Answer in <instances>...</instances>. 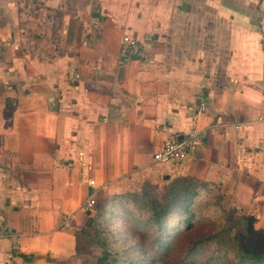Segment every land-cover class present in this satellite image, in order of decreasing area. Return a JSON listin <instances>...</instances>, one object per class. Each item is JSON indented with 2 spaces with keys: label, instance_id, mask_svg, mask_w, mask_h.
<instances>
[{
  "label": "crops",
  "instance_id": "crops-1",
  "mask_svg": "<svg viewBox=\"0 0 264 264\" xmlns=\"http://www.w3.org/2000/svg\"><path fill=\"white\" fill-rule=\"evenodd\" d=\"M180 177L264 231V0H0V264H81L92 193Z\"/></svg>",
  "mask_w": 264,
  "mask_h": 264
},
{
  "label": "trees",
  "instance_id": "trees-1",
  "mask_svg": "<svg viewBox=\"0 0 264 264\" xmlns=\"http://www.w3.org/2000/svg\"><path fill=\"white\" fill-rule=\"evenodd\" d=\"M205 189V184L198 182L196 179L189 177H180L171 181H166L162 186L152 184L150 181H144L139 191L128 192L113 199L117 203L125 204L122 209L128 210L131 204L138 206L140 212L145 214L144 226H149L155 230V242L159 244V251L166 256L170 253L171 248H162L161 235L163 231L171 226L170 217H180L178 224H183L188 230L193 228L195 222V214L193 207L201 200L199 194ZM218 202V200H217ZM97 206V205H96ZM110 204L108 202H99V208L95 207V212L87 222L86 226L77 232L76 253L81 260V264H137L143 261H133L130 259H119L118 253H111L106 246L105 240L100 236H93V231L99 226V219L109 211ZM219 211L225 218L224 230L209 235L204 239H200L195 246L183 249L179 253L178 264H197L195 257L197 254H203L204 248L202 243L214 242L218 247L215 248L217 255L208 258V262L220 260H230L232 264H264V231L254 227L255 219L252 216H246L237 213L235 210L224 209L218 202ZM98 211V212H97ZM97 213V216L95 214ZM233 231L232 236L228 239L221 237ZM94 242L103 248H97L98 254L87 258H83L86 253L88 243ZM232 244L231 250H220ZM164 251V253H163ZM234 259V260H233Z\"/></svg>",
  "mask_w": 264,
  "mask_h": 264
},
{
  "label": "rangeland",
  "instance_id": "rangeland-1",
  "mask_svg": "<svg viewBox=\"0 0 264 264\" xmlns=\"http://www.w3.org/2000/svg\"><path fill=\"white\" fill-rule=\"evenodd\" d=\"M162 180L159 181L157 186H162ZM142 184L131 189L128 192L139 191ZM113 196H107L104 199L110 204L109 211L99 219V226L93 231V236H100L102 240H105L107 248L111 253H118L119 259H130L133 261H143L137 264H178L179 253L183 249L187 251L188 248H192L200 240L204 239L209 235L215 234L218 231L224 230L225 218L219 211V206L216 197H207L201 200L196 206L193 207L195 214V222L193 228L188 230L185 225L178 224L180 217H176L170 220L171 226L163 231L161 235L162 248H171L170 253L166 256L159 251V244L155 242V230L149 226H144L145 214L139 211L138 206L131 204L128 210L122 209L126 205L117 203L114 201ZM103 200V201H104ZM99 208V201L97 206ZM95 209L93 211V214ZM98 212V211H97ZM97 216V213L94 217ZM233 231L224 234L221 238L228 239L232 236ZM218 247L214 242L202 243L204 248L203 254H197L195 257L197 264H232L228 259L221 258L219 261H209L208 258L213 257L215 248ZM97 248H103L102 246L96 245V243H88L86 247V253L83 258H89L98 254ZM233 248L232 244L220 248V250ZM231 248V249H230ZM164 253V251H163ZM234 260V259H233ZM122 264V261L119 263Z\"/></svg>",
  "mask_w": 264,
  "mask_h": 264
},
{
  "label": "built area",
  "instance_id": "built-area-1",
  "mask_svg": "<svg viewBox=\"0 0 264 264\" xmlns=\"http://www.w3.org/2000/svg\"><path fill=\"white\" fill-rule=\"evenodd\" d=\"M123 51L125 53H137L141 52L142 48L136 40L130 39L128 36L122 38ZM202 132L194 131L189 134L188 141L196 143L199 135ZM187 144L179 143L175 139H167L160 150L154 153L153 162L156 164L166 163H180L188 158ZM90 186H94L93 181H89ZM95 194H91L90 198L85 202L83 207L88 211H94L96 207V201L94 199Z\"/></svg>",
  "mask_w": 264,
  "mask_h": 264
}]
</instances>
